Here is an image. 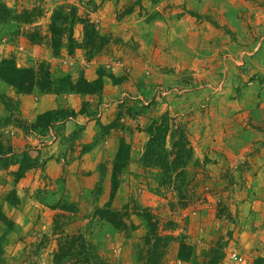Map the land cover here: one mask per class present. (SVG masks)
Instances as JSON below:
<instances>
[{
  "label": "rangeland",
  "instance_id": "rangeland-1",
  "mask_svg": "<svg viewBox=\"0 0 264 264\" xmlns=\"http://www.w3.org/2000/svg\"><path fill=\"white\" fill-rule=\"evenodd\" d=\"M11 1L0 0L6 16L0 21V61L35 70L44 63L53 78L68 75L77 82L84 79L80 66L98 59L102 87L95 95L50 94L61 100L53 117L66 116L36 131L31 126L37 117L26 119L0 83V144L38 162L17 182L16 166L0 168V209L12 222H0V264H87L89 252L98 257L91 264H144L137 259L146 233L140 210L173 238L163 264L186 263L174 259L180 245L191 257L186 264H264V177L256 166L264 161V0H190V13L200 17L183 22L174 12L184 4L174 0H32L29 9H9ZM56 9L72 13L75 22L54 51L48 27ZM24 11H33L30 23L19 21ZM84 24L100 37L94 51L84 46ZM107 82L111 91L103 96ZM41 94L34 89L20 95H32L34 106ZM122 94L130 98L117 104ZM70 95L94 96L89 98L96 102L83 101L79 110L90 121L102 122L104 112L118 109L116 119L98 123L97 140L113 132L130 159L116 176L111 202L112 165L109 174L106 163L97 166L98 181L86 188L91 183L80 181L92 170L86 173L80 163L88 147L73 149L76 131L61 136L66 118L75 117L66 106ZM164 113L184 126L193 149L182 196L159 188L156 170L140 162L145 130ZM53 155L55 178L42 163ZM105 188L108 198L101 203ZM10 190L18 199L14 206L4 201ZM107 204L118 212L119 228L96 212ZM77 235L82 239L67 252ZM57 253L63 256L56 260Z\"/></svg>",
  "mask_w": 264,
  "mask_h": 264
},
{
  "label": "trees",
  "instance_id": "trees-1",
  "mask_svg": "<svg viewBox=\"0 0 264 264\" xmlns=\"http://www.w3.org/2000/svg\"><path fill=\"white\" fill-rule=\"evenodd\" d=\"M136 3H140L137 0ZM3 8V7H2ZM33 11H24L22 16H19L21 23H30L28 18L32 16ZM5 13V9L1 12L0 10V21L6 22V16L1 15ZM192 13V12H191ZM189 14L193 17L195 14ZM7 14V13H6ZM71 17L62 9H56L52 12L50 17L49 32L51 33L53 50H57L60 43V37L63 33L67 35L72 34L71 27L75 22L74 15L70 13ZM33 19V18H31ZM80 23H85L79 21ZM85 37L84 46L85 48L92 49L94 51V38H100L92 25H83ZM0 81L5 85L13 88L17 94H29L34 89H37L43 94H80V95H95L101 91L102 79L98 76L93 81H86L80 79L77 82H73L68 75L55 79L52 77L48 66L41 63L37 66V69L33 68H22L18 67L13 59H3L0 61ZM56 112H46L37 116L35 123L31 126L34 130H39L41 125L55 124L59 118L53 117ZM52 115V117H51ZM57 118V119H56ZM40 124V126H38ZM42 130V129H41ZM46 131V130H45ZM147 142L144 146L140 162L144 169H155L156 180L158 187L167 188L170 187L173 192L177 193L178 196H182L184 189L187 186V175L185 169L188 163L192 160L193 149L188 138L187 131L181 124H174L169 117L168 113H164L158 119L153 120L152 123L146 128ZM124 144H120L118 152L112 162V180H111V193L110 202L113 200L115 195V189L117 185L116 176L119 172L126 167L129 163V155L125 152ZM8 151V152H5ZM38 162L29 156L27 151H23L16 154L12 149L4 150L2 144H0V168L5 169L9 166H16V170L13 173L14 181L22 179L26 172L38 167ZM157 191V190H156ZM4 201L9 205H16L18 199L14 190H10ZM110 205H105L104 208L98 209L96 212L100 214L102 220H106L115 228H119V223L115 218L118 212L110 210ZM126 208V207H124ZM109 209V212H107ZM106 211V212H105ZM108 214L110 217H106ZM146 224V233L143 237V248L138 252L137 259L139 262L144 264H163L162 258L165 253V248L172 236L168 234H161L158 231V223L153 220L152 215L147 210H140L137 213ZM0 222L5 226H12V222L6 218L2 210L0 209ZM75 237V238H74ZM72 237L68 246H64L69 250H72L73 245L71 244L77 239H82L80 235ZM85 243V242H84ZM187 246L180 245L178 260L181 262L188 263L190 261V254H184V250ZM63 250V249H62ZM63 251H60L62 253ZM57 253L55 259L61 258L63 255ZM96 254L86 255V263L91 264L93 261L98 259Z\"/></svg>",
  "mask_w": 264,
  "mask_h": 264
},
{
  "label": "crops",
  "instance_id": "crops-1",
  "mask_svg": "<svg viewBox=\"0 0 264 264\" xmlns=\"http://www.w3.org/2000/svg\"><path fill=\"white\" fill-rule=\"evenodd\" d=\"M171 1L172 0H169L168 3ZM174 1L181 5L184 4L183 7L176 8V12H174L177 14L176 17L180 18V22H183V20L187 16H189L190 18L191 15L189 14V12L190 10L193 9L191 5H194V2L189 3L190 0H174ZM6 3H7L6 7L9 9L10 7L11 8L21 7L22 5L29 9V7L32 6V0H30L28 4L19 2L17 0H12L10 3L8 2ZM17 3H19V5ZM8 33L9 32H6L5 34H8ZM15 35L17 36V33ZM5 51H7V49ZM7 56H8L7 53H4L2 57L5 58ZM103 59H105V57H103ZM99 65H101L100 61L96 59L90 63L81 65L79 71H82L84 79L90 82L97 78L96 71ZM0 83L2 82L0 81ZM106 84H107V87H105L104 89L103 96L107 95V93L111 91L110 84L108 82ZM5 86L9 87L7 85ZM9 88L10 90L6 92L7 97H12L14 98V100L19 101L20 111L23 113L24 117L28 119L30 122H32L38 115H41L48 111H53L54 109H57L58 105H60L59 102L61 100L57 99L56 96L50 95V94H41L37 98V103L34 104V106H32L30 105V102L32 101L31 100L32 95L15 94L13 90H11L12 88L11 87ZM89 97H94V96H84V97L80 95H70L69 96V99L72 98L73 100L72 101L68 100L69 102V103L67 102L68 105L66 104L65 105L68 107L70 112L72 111L74 112L75 117L70 118L71 120H68V121L67 119H69L70 116L66 118L65 123L61 127V136L67 137L70 133H74L76 131L75 135L77 139H75L74 141L75 146L73 149L80 150L81 147L82 148L88 147V150L82 156L83 158H82L80 165H84L86 167L85 169L86 173H89L90 171L89 168L92 170V172L90 176H88L87 174L85 177H83L81 181L79 180L80 182L82 181L90 182L91 185L89 187H86L88 189H90L92 185L94 186V184H96V182L98 181V175L94 173L97 166H99L100 164L106 163V165L108 166L107 167L108 171L106 174L110 173V164L112 165V160L118 150V140L115 138V135L113 134V132L103 133L105 137L103 136L102 140L101 139L97 140L98 135H99L98 123H101V125H106L110 121L116 119L118 117V109H111V110H108L107 112H104L103 114L104 120H101L102 122H97L95 120L90 121L92 118L91 115L86 117L87 114H79L80 105L83 101L89 100V102L91 103L96 102V99L89 98ZM99 137L101 136L99 135ZM55 150L56 149H54L53 152H55ZM56 158L57 156L53 155L52 157L49 156L46 160L42 161L48 177L55 178V173L58 168L56 165ZM73 166L75 168L76 167L78 168V163L77 162L73 163ZM256 166H257V173H258L257 176L260 177V179H262L264 177V173H263L264 172V161L261 162L260 164H257ZM104 179H107V178H104ZM106 189L107 188L104 189V194L102 195L101 203H105L107 201L108 194H107ZM116 199H114L113 204L116 201ZM176 254H177V251H176ZM174 259L178 261L177 256H175ZM179 264H182V263H179ZM183 264H186V263H183Z\"/></svg>",
  "mask_w": 264,
  "mask_h": 264
},
{
  "label": "built area",
  "instance_id": "built-area-1",
  "mask_svg": "<svg viewBox=\"0 0 264 264\" xmlns=\"http://www.w3.org/2000/svg\"><path fill=\"white\" fill-rule=\"evenodd\" d=\"M127 98H130V97L128 95H126V94H122V96L118 100H116V103L117 104H122L123 101L126 100ZM104 107H106V106L104 105ZM99 116H101V112H99L98 117ZM230 257H231V259L236 260V261H241L242 260L241 258L237 257L236 254H231Z\"/></svg>",
  "mask_w": 264,
  "mask_h": 264
}]
</instances>
